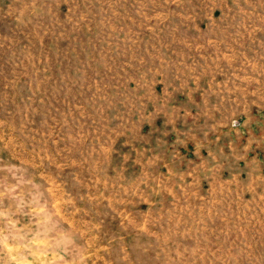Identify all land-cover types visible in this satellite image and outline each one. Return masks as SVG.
<instances>
[{"label": "rangeland", "instance_id": "1", "mask_svg": "<svg viewBox=\"0 0 264 264\" xmlns=\"http://www.w3.org/2000/svg\"><path fill=\"white\" fill-rule=\"evenodd\" d=\"M0 264H264V0H0Z\"/></svg>", "mask_w": 264, "mask_h": 264}]
</instances>
